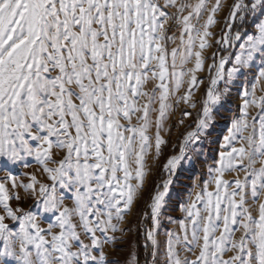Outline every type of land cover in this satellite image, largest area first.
I'll return each instance as SVG.
<instances>
[{"label":"snow or ice","instance_id":"6c2138e0","mask_svg":"<svg viewBox=\"0 0 264 264\" xmlns=\"http://www.w3.org/2000/svg\"><path fill=\"white\" fill-rule=\"evenodd\" d=\"M0 264H264V0H0Z\"/></svg>","mask_w":264,"mask_h":264},{"label":"rangeland","instance_id":"374dc122","mask_svg":"<svg viewBox=\"0 0 264 264\" xmlns=\"http://www.w3.org/2000/svg\"><path fill=\"white\" fill-rule=\"evenodd\" d=\"M230 2H231V0H225V3H230ZM226 12H227V8L224 9V13H226ZM218 19L222 20V17H218ZM221 26H222V22H221V25L214 27L213 31L217 32V34H218ZM169 139H170L169 145L164 148L163 153L160 157V160L158 162H156V165L152 169L151 176L149 177V184L146 186V191L144 193V199L148 198L149 192H150L151 188L154 186V182H157L158 180H160L162 178L163 164H164L167 156L171 154L173 144H175L177 142V133L174 132L173 135ZM150 163H151V161H150ZM197 169H198V173H199L197 179L200 180V178L202 177L203 180H207L208 176H207V172H206V167L202 164H197ZM231 178H232L231 175H228V174L225 175V179H231ZM192 183H193V181L189 178V173L181 172L178 174V176L176 178L175 187L182 188L184 186H188V188L190 189L192 186ZM209 190H212V187H210ZM194 191H199V189L197 188ZM137 211H138V206H134L133 207V216L130 217V219H133L136 216ZM176 215H179V214L176 213ZM166 227H175V225H166ZM238 235H239V233H237V236ZM160 239L161 240L164 239L163 230H161Z\"/></svg>","mask_w":264,"mask_h":264}]
</instances>
